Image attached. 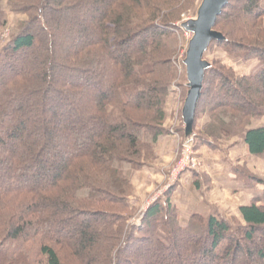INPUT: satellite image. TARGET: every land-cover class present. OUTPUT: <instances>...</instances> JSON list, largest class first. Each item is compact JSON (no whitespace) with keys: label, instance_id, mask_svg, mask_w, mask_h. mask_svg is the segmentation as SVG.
Masks as SVG:
<instances>
[{"label":"trees","instance_id":"1","mask_svg":"<svg viewBox=\"0 0 264 264\" xmlns=\"http://www.w3.org/2000/svg\"><path fill=\"white\" fill-rule=\"evenodd\" d=\"M198 1L0 0V264H264V237L246 248L264 232V191L245 186L264 178L249 168L237 227L220 209L183 224L182 182L133 221L130 172L168 134L174 45ZM214 30L204 59L221 48L258 68L207 61L194 128L203 116L208 140L241 137L264 160V127L249 128L264 117L263 0H230ZM203 172L185 181L200 189Z\"/></svg>","mask_w":264,"mask_h":264},{"label":"rangeland","instance_id":"2","mask_svg":"<svg viewBox=\"0 0 264 264\" xmlns=\"http://www.w3.org/2000/svg\"><path fill=\"white\" fill-rule=\"evenodd\" d=\"M202 3H203V0H199L191 13L184 14L182 21L179 23V25L187 23V22L192 21V20H197L198 11H199ZM263 5H264V0H263ZM24 18L26 19V17H24ZM11 24H12L11 27L14 28L15 17H13L11 19ZM11 27H9L7 30L4 31V33H3L4 39L2 40L1 45L9 39L11 32L13 30ZM175 44L176 45H174V47H175L176 52L172 58V64H173L174 69L176 71L177 77L171 85L170 95L168 97L167 104L165 106V112H166V116H167V119H166L167 120L166 121L167 126L166 127L168 129V134L172 135L171 130L173 129L175 132L178 133L177 135L180 137V140H181V139L186 138V127H185L184 119H183V109H184V104H185V101H186V98H187V95L189 92V80H188V75H187V66L185 64V60L187 58V52H188V48H189V44H190L189 43V34L183 30V33L177 37ZM213 59H217V60L221 61L222 63H225L226 65L233 67L237 71V73L240 75H243L245 73H254L256 71V69L258 68V64L256 65V62L245 63V62L241 61L240 59L229 55L228 53H226L221 48H215L212 53L209 52L206 55L204 60L210 62ZM173 116H177V123L175 126H173L172 123L170 122V120L172 119ZM204 119L205 118L203 116L199 117L197 119L196 126L194 128V133L192 135L193 153L195 155L196 162L199 165L197 172H201L203 170L204 172L206 171V172L212 173L214 171L213 167H212V166H214V164L212 163L214 160V157L213 158H210V157L212 156V154H218V155L223 156V160L225 161V163L228 166H230V167L237 166L236 167L237 168V174H235V176L237 177V183L240 184V180H241L245 184V182H248V179H247L246 175L242 174V170H244L246 172L248 170V168L250 167V165L248 168L246 165H239L238 164L240 162L239 157H237V165H235V163H233V162L230 163V159L232 158L231 152L234 149L233 148L234 143L237 145V147H239L240 155L242 154V152H241V144L243 143L242 138L237 137V139L236 138H230V139H220V140L219 139L218 140H214V139L208 140L206 138L205 134L202 132L204 127H205V124H206ZM255 126H264V117L253 119L249 128L252 129V128H255ZM194 135L197 138V140H196L197 146L201 147L199 149V151L194 149V145H195V141H194L195 138L193 137ZM206 139L208 141H210V144L212 146H210V144L207 146L205 145V143L207 141ZM211 147H214V149H211ZM237 153H238V150H237ZM204 155L207 157V159L204 158L205 157ZM174 157H175L174 162H173V164L169 170V173L172 172L177 161L179 160V157L177 154H174ZM253 158H254V162L257 165H260L262 168L264 165V160L261 158H257V157H253ZM207 161H209L210 164L207 163ZM150 164H152V163H150ZM143 169L136 171V172L135 171L130 172V176L132 177V182H134V179L137 178V175H140V172ZM261 170L262 169H260L256 173L257 174L256 176L264 178V171H261ZM226 171H227V173H231L230 169H228V170L226 169ZM188 173H190V172H188ZM188 173H185V176ZM166 177H168V176H166ZM245 186H247L248 188L253 187L254 190H251L252 192H257L261 195V197L263 196L262 194L264 191V186L258 185V184H255L254 186H251V185L248 186L245 184ZM136 193L138 194L137 196H140L139 195L140 190L138 188L135 189L133 187L130 198L133 201H135V207L138 209L137 215H139L140 207H142L143 204L141 205L140 198L135 195ZM252 194H254V193H252ZM141 202H142V200H141ZM224 211H225V214L227 215L226 218L229 219L236 227L241 223L240 220L237 218L238 210L227 212V210L225 209ZM263 237H264V232L259 231L258 235L255 237L254 244H252V245L248 244V245H246V248H248L250 250L258 251L260 249V245L263 243ZM237 264H246V261L242 256H240ZM250 264H256V263H250Z\"/></svg>","mask_w":264,"mask_h":264},{"label":"crops","instance_id":"3","mask_svg":"<svg viewBox=\"0 0 264 264\" xmlns=\"http://www.w3.org/2000/svg\"><path fill=\"white\" fill-rule=\"evenodd\" d=\"M263 127L255 126V128ZM177 144L178 140L175 135L167 134L161 138L155 145L157 155L155 161L144 167L140 175H137V178L134 179L133 187L140 190V196H137V193L135 195L140 198L141 205H146L154 194L164 189L167 185L166 176H168L169 170L174 162V148ZM233 148L230 163L233 162L237 165V157H239L240 162L238 164L246 165L247 168L250 165L249 169L255 174L260 169L264 171V165L261 168L260 165L254 162V158L250 156L247 145L244 143L241 144V155L239 153V147L235 143ZM213 157L214 160L212 163L214 166L212 167L214 171L212 173L206 171L205 174L204 172L200 173L202 177L200 189L196 187L195 179L190 178L185 181V176L181 183L183 185L179 186L173 195V202L178 208L179 217L183 224H187L192 213L208 216L218 209L222 212L225 209L227 212L234 211L238 207L246 205L248 202L247 193L241 189V184L237 183V177L232 172L233 167L225 163L222 155L212 154L210 158ZM204 158L207 159L206 156ZM207 163L210 164L209 161ZM226 169H230L231 173H227ZM207 175L211 176V179L204 178ZM164 197L165 194L160 199Z\"/></svg>","mask_w":264,"mask_h":264},{"label":"water","instance_id":"4","mask_svg":"<svg viewBox=\"0 0 264 264\" xmlns=\"http://www.w3.org/2000/svg\"><path fill=\"white\" fill-rule=\"evenodd\" d=\"M230 0H203L198 11L197 20L183 24L186 31L193 33L185 64L189 80V92L184 104L183 119L186 127V137H192L196 109L203 90L205 71L209 63L204 55L213 40H222L223 35L214 30L219 16Z\"/></svg>","mask_w":264,"mask_h":264},{"label":"built area","instance_id":"5","mask_svg":"<svg viewBox=\"0 0 264 264\" xmlns=\"http://www.w3.org/2000/svg\"><path fill=\"white\" fill-rule=\"evenodd\" d=\"M186 33L189 34V43L193 39L194 35L191 32L186 31ZM173 126L177 123V116H173L170 120ZM171 134L176 136V139L178 140L177 146L174 148L175 154L178 155L179 160L177 161L175 167L173 168L172 172L169 173L167 177V185L164 189L160 190L158 193L154 194L149 202L140 207L139 215L136 218V220H133L136 222L137 225H141V220L144 216V212L148 209V207L159 201V199L172 187H174L179 182H182L185 178V173L191 172V171H197L199 165L196 162L195 155L193 153V144H192V137L181 139L177 135L178 133L175 132L173 129L171 130Z\"/></svg>","mask_w":264,"mask_h":264}]
</instances>
